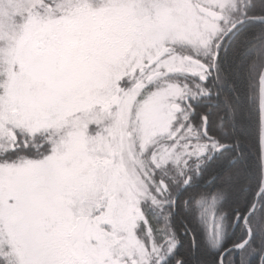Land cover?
<instances>
[{"label":"snow or ice","instance_id":"1","mask_svg":"<svg viewBox=\"0 0 264 264\" xmlns=\"http://www.w3.org/2000/svg\"><path fill=\"white\" fill-rule=\"evenodd\" d=\"M0 264H264V0H0Z\"/></svg>","mask_w":264,"mask_h":264}]
</instances>
